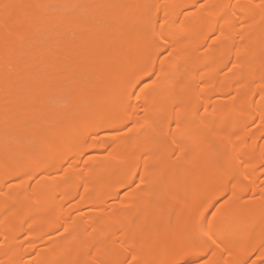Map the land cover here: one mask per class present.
I'll list each match as a JSON object with an SVG mask.
<instances>
[{"label": "bare ground", "instance_id": "1", "mask_svg": "<svg viewBox=\"0 0 264 264\" xmlns=\"http://www.w3.org/2000/svg\"><path fill=\"white\" fill-rule=\"evenodd\" d=\"M259 3L0 0V264H169L216 200L205 259L258 261L264 13L235 6Z\"/></svg>", "mask_w": 264, "mask_h": 264}, {"label": "snow or ice", "instance_id": "2", "mask_svg": "<svg viewBox=\"0 0 264 264\" xmlns=\"http://www.w3.org/2000/svg\"><path fill=\"white\" fill-rule=\"evenodd\" d=\"M235 7L241 11V14H243L245 8H259L261 12L264 13V0H260L258 5L238 4ZM166 23L167 21L161 24L160 31L154 36L157 47L163 48L165 51L172 48L173 44L177 43L179 39L176 34L164 31ZM169 55H171V53H169ZM153 83H155V81ZM137 99H139V97H137ZM172 124H175V129L172 128ZM169 133L174 137L172 143L175 145L171 155L178 162L181 155H187L188 151L187 148L180 147L181 143H183L185 130L182 128L179 119L169 123ZM141 183H143V180ZM221 199H223V197H221ZM219 202V200H216L215 203L205 204L204 208L199 211L196 217L195 227L190 236L188 249L176 253L174 258L169 261V264H214L213 261L205 259V256L213 247H219L217 244V240L219 239L217 232L226 220L225 213L223 212L225 205L216 208V204ZM225 203H227V201ZM211 208H216V210L211 212L209 211ZM209 216H211V219H209ZM261 248H264V243L261 244ZM99 264H104V262L99 261ZM124 264H138V262L136 257L133 256L131 260H126ZM241 264H248V260H243ZM251 264H264V254L259 257L258 261L252 260Z\"/></svg>", "mask_w": 264, "mask_h": 264}]
</instances>
